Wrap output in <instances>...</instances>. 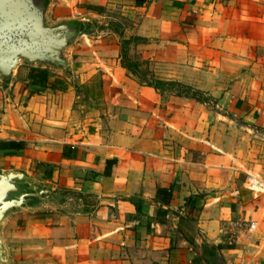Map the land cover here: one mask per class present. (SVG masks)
<instances>
[{
    "label": "crops",
    "instance_id": "crops-1",
    "mask_svg": "<svg viewBox=\"0 0 264 264\" xmlns=\"http://www.w3.org/2000/svg\"><path fill=\"white\" fill-rule=\"evenodd\" d=\"M82 16L47 87L29 63L0 78V171L40 192L2 226L5 264H264V0H51L50 22ZM125 39L214 103L145 85Z\"/></svg>",
    "mask_w": 264,
    "mask_h": 264
},
{
    "label": "water",
    "instance_id": "water-1",
    "mask_svg": "<svg viewBox=\"0 0 264 264\" xmlns=\"http://www.w3.org/2000/svg\"><path fill=\"white\" fill-rule=\"evenodd\" d=\"M51 0H0V78L9 84L23 63L67 71V50L95 21L87 16L48 20ZM20 170L0 171V263L10 261L1 229L15 209L40 195Z\"/></svg>",
    "mask_w": 264,
    "mask_h": 264
},
{
    "label": "trees",
    "instance_id": "trees-1",
    "mask_svg": "<svg viewBox=\"0 0 264 264\" xmlns=\"http://www.w3.org/2000/svg\"><path fill=\"white\" fill-rule=\"evenodd\" d=\"M144 1L145 0H137V4L140 5ZM130 43V39H125L122 41V64L126 69H128L129 71L137 75L142 81H144L143 83L145 85L152 86L161 93L171 91L179 96L190 97L198 101H208V96L206 98H201L200 96L202 94L207 95L205 91L196 89L186 83L177 80L162 79L154 75L147 77V74L145 72L140 71L138 62L132 60V58L129 56ZM49 75L50 72L48 68L41 66H32L28 74L29 84L37 85L39 87H47L49 85ZM174 187L175 186H171L169 188L159 187L157 196L159 197L161 194H163L166 197V203H168L172 196ZM195 200L196 199L193 196H190L187 199V203L194 205Z\"/></svg>",
    "mask_w": 264,
    "mask_h": 264
},
{
    "label": "rangeland",
    "instance_id": "rangeland-1",
    "mask_svg": "<svg viewBox=\"0 0 264 264\" xmlns=\"http://www.w3.org/2000/svg\"><path fill=\"white\" fill-rule=\"evenodd\" d=\"M114 13L115 15L116 14H118L117 13V11H110L109 13ZM96 25V23L95 24H91V26L90 27H92V28H94V27H96L95 26ZM145 70V73L146 74H148V73H150V71L147 69H144ZM201 96V98H206L208 95H206V94H202V95H200ZM208 100H210L211 101V103H214V100L212 99V98H210L209 96H208ZM188 220H192V221H194L195 220V217L193 216V217H191V216H188V218H187ZM184 230V229H183ZM186 230H187V233H191V231H192V233H197V231H195L196 230V225H194V223H191V226H188V225H186Z\"/></svg>",
    "mask_w": 264,
    "mask_h": 264
},
{
    "label": "built area",
    "instance_id": "built-area-1",
    "mask_svg": "<svg viewBox=\"0 0 264 264\" xmlns=\"http://www.w3.org/2000/svg\"><path fill=\"white\" fill-rule=\"evenodd\" d=\"M248 187L252 190H264V183L255 175H249L248 177ZM255 223L252 222V225Z\"/></svg>",
    "mask_w": 264,
    "mask_h": 264
}]
</instances>
